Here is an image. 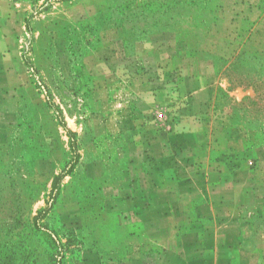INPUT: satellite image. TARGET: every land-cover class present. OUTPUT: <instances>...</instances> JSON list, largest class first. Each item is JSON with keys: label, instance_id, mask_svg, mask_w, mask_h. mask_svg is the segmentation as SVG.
I'll return each mask as SVG.
<instances>
[{"label": "crops", "instance_id": "0c3cea01", "mask_svg": "<svg viewBox=\"0 0 264 264\" xmlns=\"http://www.w3.org/2000/svg\"><path fill=\"white\" fill-rule=\"evenodd\" d=\"M44 2L0 0V150L27 112L37 150L33 180L56 173L70 149L52 133L54 110L32 83L29 57L49 98L60 99L55 71L75 93L61 111L82 157L61 179L57 202L62 211L97 218L92 259L264 264V238L239 219L246 196L264 194V117L252 130L242 119L256 112L248 101L264 103L255 97L258 85L264 89V0H216L199 44L175 27L131 38L117 24L95 27L89 42L82 34L86 2L57 1L40 11ZM72 53L78 61L71 62ZM222 99L229 102L223 106ZM230 116L240 119L228 121L227 130L213 126V117L223 123ZM88 154L101 166L85 165ZM115 180L128 186L110 191ZM37 203L46 205L43 197Z\"/></svg>", "mask_w": 264, "mask_h": 264}, {"label": "rangeland", "instance_id": "374dc122", "mask_svg": "<svg viewBox=\"0 0 264 264\" xmlns=\"http://www.w3.org/2000/svg\"><path fill=\"white\" fill-rule=\"evenodd\" d=\"M64 0H45L39 5V10H47L53 2ZM68 1V0H65ZM87 4L86 17L83 15L82 34H87L89 42L96 39L93 29L109 27L111 25L123 26L131 38H135L145 30L175 27L183 34L184 38L200 43L204 32L208 29L215 16L214 4L216 0H82ZM77 53L71 54V62L78 61ZM56 58L63 54L56 53ZM29 67L32 83L38 88L42 97L53 110L56 133L61 140H67L70 149L67 158L52 176L35 181L32 179L31 159L37 150H33L31 139L33 118L32 112H27L26 122L28 129L21 130L24 123L13 125L8 147L0 150V264H104L105 261L91 258L92 237L97 231V218L83 212H73L72 207L64 211L58 206V195L61 189V179L65 174L71 173L79 165L82 154L80 153V139L77 133L70 130L65 123L63 105L69 106L75 101L71 98L75 93L73 88L63 84L58 71L55 76L60 99L52 100L48 97V87L39 77L37 70L31 65L29 57L24 58ZM230 78H238L239 74L228 73ZM252 78V77H250ZM60 79V80H59ZM264 89L258 85L255 88V97L262 98ZM53 101V102H52ZM229 100L221 101L224 106ZM248 106L256 112H248L245 120V129L252 130L260 125L264 117V103L248 101ZM232 113V112H227ZM47 118V112H44ZM51 119V116H49ZM239 120L238 117L222 118L213 117L216 128L228 129V121ZM29 124V125H28ZM48 125L45 129H48ZM51 128V127H50ZM40 134V140H41ZM58 141V140H57ZM85 142V140H84ZM89 155V154H88ZM92 155L87 156L85 165L101 166V162ZM51 179L50 188L48 187ZM107 183V182H106ZM128 186L127 180L109 182L110 191ZM91 188L89 185L82 187V201L88 207L92 203ZM45 199L46 205L40 207L37 199ZM86 207V208H87ZM264 194L259 199L252 194L246 196L244 212L239 215L242 223L252 226L254 236H263L264 226ZM67 220L70 224L62 223ZM79 226V227H78ZM97 228V229H96ZM255 232V233H254ZM159 247V246H156ZM162 250L165 248L160 246Z\"/></svg>", "mask_w": 264, "mask_h": 264}, {"label": "trees", "instance_id": "16d2710c", "mask_svg": "<svg viewBox=\"0 0 264 264\" xmlns=\"http://www.w3.org/2000/svg\"><path fill=\"white\" fill-rule=\"evenodd\" d=\"M261 209L264 210V207H262ZM257 228L262 229V233H263L262 237L264 238V226L263 227H257Z\"/></svg>", "mask_w": 264, "mask_h": 264}]
</instances>
